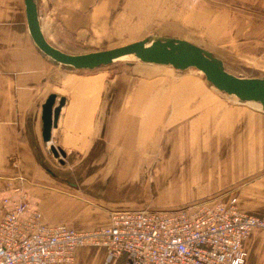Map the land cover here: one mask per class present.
Listing matches in <instances>:
<instances>
[{
	"label": "crops",
	"instance_id": "0c3cea01",
	"mask_svg": "<svg viewBox=\"0 0 264 264\" xmlns=\"http://www.w3.org/2000/svg\"><path fill=\"white\" fill-rule=\"evenodd\" d=\"M37 2L47 39L65 51L170 35L211 49L236 74L230 66L264 74V0ZM92 70L45 55L31 37L25 0H0V196L20 186L45 221L77 229L108 224L115 210L230 196L264 215L262 109L172 65L138 60L119 73ZM51 93L65 104L46 141ZM244 247L245 264H264V229L254 228ZM76 264L123 258L85 246Z\"/></svg>",
	"mask_w": 264,
	"mask_h": 264
},
{
	"label": "built area",
	"instance_id": "2783aa9c",
	"mask_svg": "<svg viewBox=\"0 0 264 264\" xmlns=\"http://www.w3.org/2000/svg\"><path fill=\"white\" fill-rule=\"evenodd\" d=\"M0 196V264H76L77 249L102 246L123 264H245L244 240L264 215L240 209L237 196L176 209H122L108 224L77 229L48 223L27 191Z\"/></svg>",
	"mask_w": 264,
	"mask_h": 264
},
{
	"label": "water",
	"instance_id": "95a60500",
	"mask_svg": "<svg viewBox=\"0 0 264 264\" xmlns=\"http://www.w3.org/2000/svg\"><path fill=\"white\" fill-rule=\"evenodd\" d=\"M28 27L37 47L52 60L76 69H94L116 60L133 56L144 62L172 65L184 70L195 67L204 73L205 79L219 90L237 96L240 101L258 102L264 111V75L243 76L229 71L220 56L211 49L189 39L170 35H147L126 44L69 52L51 43L41 25L37 0H25ZM57 94L51 93L43 105V135L52 138V128L57 124L65 97L56 103ZM54 152L61 151L52 146Z\"/></svg>",
	"mask_w": 264,
	"mask_h": 264
},
{
	"label": "rangeland",
	"instance_id": "374dc122",
	"mask_svg": "<svg viewBox=\"0 0 264 264\" xmlns=\"http://www.w3.org/2000/svg\"><path fill=\"white\" fill-rule=\"evenodd\" d=\"M106 46L107 45L104 44L102 48H109V47H106ZM102 48H100V49H102ZM80 50H82L80 52L89 51V50H85V49H80ZM138 60L139 59H136L133 56H128V57L120 58V59L116 60L114 63L109 64V65H104L102 67L112 69V73H119L122 70H124L125 67H127V65H128L129 62L138 61ZM139 61H141V60H139ZM226 67H227V65H226ZM230 68H233V70H235L237 72V74L243 75V76H261V75H264L262 73H259L258 71H255L253 69L247 68V67H245L243 65H241L240 67L230 66ZM187 70L188 71H198L199 73H201L204 76V73L201 70H199V69H197L195 67H190V68H187V69H184V70H180L179 69L180 72H186ZM79 71L86 72V71H93V70L92 69L91 70L79 69ZM213 88L216 89L217 91H219L220 93L224 94V95H230V94H228L226 92H223V91L219 90L215 86H213ZM233 97H237V96L234 95ZM240 105L241 106H245V107H251V108L255 107V109L256 108L257 109H261L260 105L258 103L256 104V102H254V101H240ZM85 246H89V247H102V246H95V245H92V244H85V245H82L80 247H85Z\"/></svg>",
	"mask_w": 264,
	"mask_h": 264
},
{
	"label": "bare ground",
	"instance_id": "6f19581e",
	"mask_svg": "<svg viewBox=\"0 0 264 264\" xmlns=\"http://www.w3.org/2000/svg\"><path fill=\"white\" fill-rule=\"evenodd\" d=\"M256 103H258V102H256ZM259 104V103H258ZM260 105V104H259ZM10 188V187H9Z\"/></svg>",
	"mask_w": 264,
	"mask_h": 264
},
{
	"label": "trees",
	"instance_id": "16d2710c",
	"mask_svg": "<svg viewBox=\"0 0 264 264\" xmlns=\"http://www.w3.org/2000/svg\"><path fill=\"white\" fill-rule=\"evenodd\" d=\"M226 65H227V64H226ZM227 68H229L228 65H227Z\"/></svg>",
	"mask_w": 264,
	"mask_h": 264
}]
</instances>
